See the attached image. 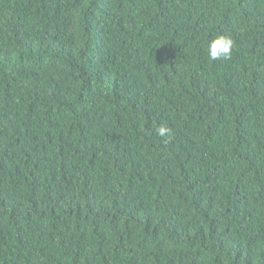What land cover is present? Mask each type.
<instances>
[{
    "label": "trees",
    "instance_id": "1",
    "mask_svg": "<svg viewBox=\"0 0 264 264\" xmlns=\"http://www.w3.org/2000/svg\"><path fill=\"white\" fill-rule=\"evenodd\" d=\"M0 264H264V0H0Z\"/></svg>",
    "mask_w": 264,
    "mask_h": 264
}]
</instances>
